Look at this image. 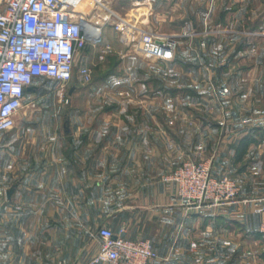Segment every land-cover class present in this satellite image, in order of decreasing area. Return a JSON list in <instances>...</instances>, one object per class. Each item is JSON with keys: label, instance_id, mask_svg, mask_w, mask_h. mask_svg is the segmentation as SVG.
Listing matches in <instances>:
<instances>
[{"label": "crops", "instance_id": "1", "mask_svg": "<svg viewBox=\"0 0 264 264\" xmlns=\"http://www.w3.org/2000/svg\"><path fill=\"white\" fill-rule=\"evenodd\" d=\"M232 34L249 40L244 44L249 50L264 49V33ZM262 52L259 61L235 65L233 78L221 80V132L207 158L215 173L230 175L239 184L241 196L249 198L264 194ZM40 93L41 88L31 85L25 99L33 96L31 102H36ZM25 106L15 126L0 133V248L7 253L0 264H89L99 243L92 240L83 258L82 237L69 241L64 236L70 229L65 225L66 202H78L81 210L87 200L90 218L97 219V192L113 184L120 170L127 180L124 183L128 188L131 183L136 192L118 210L120 224L115 230L125 226L127 236L152 241L159 256L147 264H205L196 260L195 245L207 247L214 241L221 247V230L259 231L256 203L195 208L177 195L175 184L166 177L181 159L200 158L192 156L191 141L190 146L172 141L177 136L174 131L140 126L132 131L35 127L30 126L34 111L24 110ZM19 119L26 120V125ZM119 134L132 136L127 139L130 144L124 138L118 140ZM161 156H165L162 161ZM114 166L119 170H113ZM136 167L142 172L130 177L129 169ZM101 221L111 222L108 215Z\"/></svg>", "mask_w": 264, "mask_h": 264}, {"label": "rangeland", "instance_id": "2", "mask_svg": "<svg viewBox=\"0 0 264 264\" xmlns=\"http://www.w3.org/2000/svg\"><path fill=\"white\" fill-rule=\"evenodd\" d=\"M101 7L113 12L103 25L102 42L93 44L90 40L79 52L72 79L62 83L40 77L32 83L41 93L36 102L27 95L23 103L28 105L24 110L34 111L30 126L69 131L95 127L132 131L138 126L170 129L177 135L172 138L173 142L178 140L175 144L190 146L191 141L192 156L210 158L212 144L221 132V80L233 78L235 65L259 61L264 50L261 46L249 50L244 46L249 40L232 33H264V0H104ZM79 11L86 12L88 18L94 14L90 5ZM118 19L136 28L168 34L176 43L174 59L146 58L138 53L132 42L116 32ZM239 45L244 46L242 50ZM83 65L91 69L89 78L80 73ZM225 65L229 68L223 69ZM21 120L20 124L26 125V120ZM116 138L126 139L127 144V139L132 140V136L120 134ZM139 169H129V176L137 178L142 172ZM113 170L119 169L114 166ZM120 172L113 184L97 192V219L90 218L87 200L81 210L78 202H66L65 225L70 229L64 236L69 241L82 237L83 258L100 225L119 226L118 210L136 192L131 183L127 187ZM107 215L111 222L101 221ZM211 243L207 247L195 245L196 260L205 264H264V235L260 231L221 230V247ZM4 255L7 253L0 248V263Z\"/></svg>", "mask_w": 264, "mask_h": 264}, {"label": "built area", "instance_id": "3", "mask_svg": "<svg viewBox=\"0 0 264 264\" xmlns=\"http://www.w3.org/2000/svg\"><path fill=\"white\" fill-rule=\"evenodd\" d=\"M103 1L0 0V133L15 126L26 90L35 78L70 81L79 52L90 40L93 44L102 42L103 25L113 14L101 7ZM89 5L94 12L91 18L79 11ZM115 30L146 58L175 57L176 43L168 34L136 28L119 19ZM80 73L89 78L91 69L83 65ZM166 180L172 181L177 195L195 208L256 203L261 217L259 231L264 235V194L242 197L237 181L226 173H215L211 159H181ZM92 236L99 247L89 264H147L159 256L150 239L127 236L125 226L115 230L102 224Z\"/></svg>", "mask_w": 264, "mask_h": 264}]
</instances>
